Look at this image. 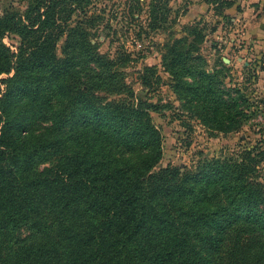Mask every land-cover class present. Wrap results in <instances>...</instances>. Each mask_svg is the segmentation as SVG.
<instances>
[{"label": "trees", "instance_id": "16d2710c", "mask_svg": "<svg viewBox=\"0 0 264 264\" xmlns=\"http://www.w3.org/2000/svg\"><path fill=\"white\" fill-rule=\"evenodd\" d=\"M83 2L36 0L0 19V264H225L226 235L238 227L260 236L263 264L256 160L151 173L162 154L155 107L126 82L131 55L99 53V16L81 11L70 23ZM6 32L22 37L20 54L2 43ZM175 75L178 88L197 91ZM23 229L26 240L16 238Z\"/></svg>", "mask_w": 264, "mask_h": 264}, {"label": "rangeland", "instance_id": "374dc122", "mask_svg": "<svg viewBox=\"0 0 264 264\" xmlns=\"http://www.w3.org/2000/svg\"><path fill=\"white\" fill-rule=\"evenodd\" d=\"M35 1L0 0V19L24 15ZM73 6L70 23L82 19L81 11L99 16L93 32L99 53L116 58L120 49L131 55L122 67L126 82L137 99L154 105L150 115L162 137L161 159L151 173H195L205 162L240 164L250 153L264 186V0H84ZM2 43L16 55L23 48L18 33L6 32ZM64 43L63 36L52 49L58 59ZM175 73L197 84V91L178 88ZM204 75L214 78L213 90ZM12 159L7 156L4 165ZM28 236L25 229L16 234ZM259 238L251 229L231 231L222 262L257 264Z\"/></svg>", "mask_w": 264, "mask_h": 264}]
</instances>
